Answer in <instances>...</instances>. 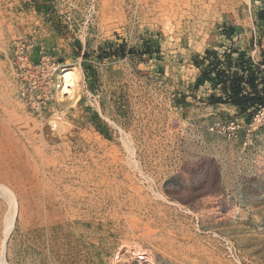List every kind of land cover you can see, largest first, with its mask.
Returning <instances> with one entry per match:
<instances>
[{"label":"rangeland","instance_id":"rangeland-1","mask_svg":"<svg viewBox=\"0 0 264 264\" xmlns=\"http://www.w3.org/2000/svg\"><path fill=\"white\" fill-rule=\"evenodd\" d=\"M228 62L264 78V0H0V264H264V108L208 101Z\"/></svg>","mask_w":264,"mask_h":264},{"label":"trees","instance_id":"trees-1","mask_svg":"<svg viewBox=\"0 0 264 264\" xmlns=\"http://www.w3.org/2000/svg\"><path fill=\"white\" fill-rule=\"evenodd\" d=\"M210 73L214 74L216 85H220V96L208 98L211 104H228L242 113L264 108V78L258 77L254 68L243 62L232 68L228 62L211 64L207 72L204 71V78L208 79Z\"/></svg>","mask_w":264,"mask_h":264},{"label":"bare ground","instance_id":"bare-ground-1","mask_svg":"<svg viewBox=\"0 0 264 264\" xmlns=\"http://www.w3.org/2000/svg\"><path fill=\"white\" fill-rule=\"evenodd\" d=\"M63 75H64V79L65 80H64V87H62V92L70 94L72 89H74V87L76 85V77H74V75L71 72H68V71H65V73ZM0 191L3 194L2 196L5 197V199L7 200L8 204L11 206V208H13L12 216H10V218L5 220V225H6L7 228H6V231H4V232H6L5 233L6 235H9L10 234L9 231L11 230V226H12L13 221H14V215L16 214V212H18V202H17V199H16L14 193L7 186H5L4 184H0ZM4 245L5 244H2L3 249H5ZM3 264H4V262H3Z\"/></svg>","mask_w":264,"mask_h":264},{"label":"built area","instance_id":"built-area-1","mask_svg":"<svg viewBox=\"0 0 264 264\" xmlns=\"http://www.w3.org/2000/svg\"><path fill=\"white\" fill-rule=\"evenodd\" d=\"M32 105H33V107L34 108H37V110H39V108H40V104L37 102H33V103H31Z\"/></svg>","mask_w":264,"mask_h":264}]
</instances>
